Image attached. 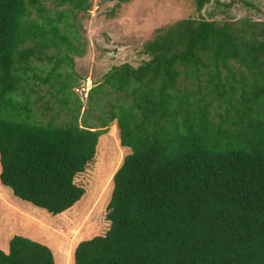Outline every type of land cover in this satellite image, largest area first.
Masks as SVG:
<instances>
[{"label":"trees","instance_id":"trees-1","mask_svg":"<svg viewBox=\"0 0 264 264\" xmlns=\"http://www.w3.org/2000/svg\"><path fill=\"white\" fill-rule=\"evenodd\" d=\"M87 8L0 0V185L61 214L84 194L74 176L114 122L127 153L111 178L109 226L80 241L71 264H264V24L246 37L225 21L176 22L145 44L147 61L104 74L77 121L76 79L58 69L75 50L69 21ZM43 60L53 66L39 75L33 63ZM41 86L66 121L55 123V111L46 122L32 117L34 104L52 110ZM0 264L53 258L12 236Z\"/></svg>","mask_w":264,"mask_h":264},{"label":"rangeland","instance_id":"rangeland-1","mask_svg":"<svg viewBox=\"0 0 264 264\" xmlns=\"http://www.w3.org/2000/svg\"><path fill=\"white\" fill-rule=\"evenodd\" d=\"M46 6L51 8L50 3ZM184 19L225 21L237 30L244 29L248 37L255 30L253 26L264 24V0H207L199 10L194 0H88V8L69 21L74 25L70 32L76 38L70 39L74 52L65 53L70 66L65 62L58 69L76 79L71 91L84 105L77 121L84 116L88 90L101 83L104 74L122 64L136 68L147 61L145 44ZM47 54L53 56L55 52ZM33 65L42 75L52 68L53 62L43 60ZM45 91L46 87L41 86L39 95H43L42 100L48 101L52 110L44 112L40 103L34 104L32 117L46 122L55 111V123L66 121V114ZM126 153L118 145L112 122L98 138L92 161L74 176L73 183L84 194L71 208L56 216L14 198L8 188L0 185V251L7 252L12 236H21L48 247L53 264H71L73 250L80 241L101 236L108 229L104 216L111 178Z\"/></svg>","mask_w":264,"mask_h":264}]
</instances>
